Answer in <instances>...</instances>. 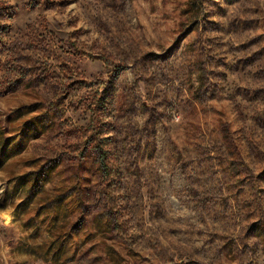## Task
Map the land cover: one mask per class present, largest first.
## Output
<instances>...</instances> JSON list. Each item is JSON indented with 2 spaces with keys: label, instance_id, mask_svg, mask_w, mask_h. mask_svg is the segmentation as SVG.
<instances>
[{
  "label": "rangeland",
  "instance_id": "obj_1",
  "mask_svg": "<svg viewBox=\"0 0 264 264\" xmlns=\"http://www.w3.org/2000/svg\"><path fill=\"white\" fill-rule=\"evenodd\" d=\"M0 264H264V0H0Z\"/></svg>",
  "mask_w": 264,
  "mask_h": 264
},
{
  "label": "trees",
  "instance_id": "obj_2",
  "mask_svg": "<svg viewBox=\"0 0 264 264\" xmlns=\"http://www.w3.org/2000/svg\"><path fill=\"white\" fill-rule=\"evenodd\" d=\"M103 163V162H102Z\"/></svg>",
  "mask_w": 264,
  "mask_h": 264
}]
</instances>
